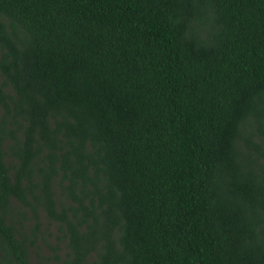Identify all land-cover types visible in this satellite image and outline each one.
Instances as JSON below:
<instances>
[{
    "label": "trees",
    "instance_id": "1",
    "mask_svg": "<svg viewBox=\"0 0 264 264\" xmlns=\"http://www.w3.org/2000/svg\"><path fill=\"white\" fill-rule=\"evenodd\" d=\"M39 211L66 264H264V0H0V264Z\"/></svg>",
    "mask_w": 264,
    "mask_h": 264
},
{
    "label": "rangeland",
    "instance_id": "2",
    "mask_svg": "<svg viewBox=\"0 0 264 264\" xmlns=\"http://www.w3.org/2000/svg\"><path fill=\"white\" fill-rule=\"evenodd\" d=\"M31 219L26 225L31 224ZM26 226V227H27ZM55 225L39 211L38 232L34 245L29 249V260L33 264H66L67 248L65 241L56 236Z\"/></svg>",
    "mask_w": 264,
    "mask_h": 264
}]
</instances>
